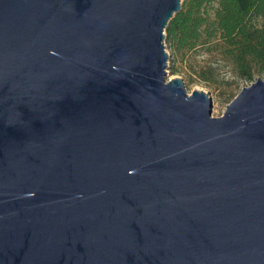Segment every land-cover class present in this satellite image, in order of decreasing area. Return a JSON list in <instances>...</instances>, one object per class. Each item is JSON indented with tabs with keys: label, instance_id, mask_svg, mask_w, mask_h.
<instances>
[{
	"label": "water",
	"instance_id": "obj_1",
	"mask_svg": "<svg viewBox=\"0 0 264 264\" xmlns=\"http://www.w3.org/2000/svg\"><path fill=\"white\" fill-rule=\"evenodd\" d=\"M181 8L0 0V264H264V78L167 79Z\"/></svg>",
	"mask_w": 264,
	"mask_h": 264
},
{
	"label": "trees",
	"instance_id": "obj_2",
	"mask_svg": "<svg viewBox=\"0 0 264 264\" xmlns=\"http://www.w3.org/2000/svg\"><path fill=\"white\" fill-rule=\"evenodd\" d=\"M165 42L176 72L177 62L187 63L207 87L218 86L221 64L252 82L264 75V0H182ZM198 52L207 56L202 65L192 63Z\"/></svg>",
	"mask_w": 264,
	"mask_h": 264
},
{
	"label": "rangeland",
	"instance_id": "obj_3",
	"mask_svg": "<svg viewBox=\"0 0 264 264\" xmlns=\"http://www.w3.org/2000/svg\"><path fill=\"white\" fill-rule=\"evenodd\" d=\"M168 49V48H167ZM169 53L170 50L168 49ZM171 55V53H170ZM192 63H195L197 65L204 64L207 56L205 54H201L200 52L194 53L192 55ZM175 67L181 69L180 72H176V70L173 68V62L171 61V57L169 60V66H168V75L167 79H172L177 76H181L184 78L186 87L188 89V92H192L195 89H204L206 90L212 97L213 100V110L212 115L214 116H220L222 115L227 105L233 100L239 92L244 88V86H249L252 82L247 80H237L231 73L230 68L228 66H225L224 64H221L219 69L217 70L216 77L218 81V86H212L207 87L204 83H202L198 77V75L193 71V69L190 68V65L187 63H181L177 62L175 64ZM259 77H263L264 75H261ZM258 78H256L257 80ZM234 93L231 98H229V95L231 93Z\"/></svg>",
	"mask_w": 264,
	"mask_h": 264
}]
</instances>
